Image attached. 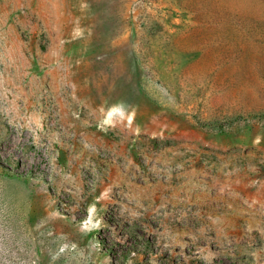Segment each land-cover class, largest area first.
Segmentation results:
<instances>
[{"label": "rangeland", "instance_id": "rangeland-1", "mask_svg": "<svg viewBox=\"0 0 264 264\" xmlns=\"http://www.w3.org/2000/svg\"><path fill=\"white\" fill-rule=\"evenodd\" d=\"M0 264H264V0H0Z\"/></svg>", "mask_w": 264, "mask_h": 264}]
</instances>
